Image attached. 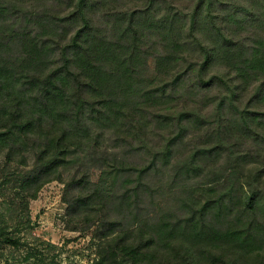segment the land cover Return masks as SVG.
Masks as SVG:
<instances>
[{
	"label": "trees",
	"instance_id": "16d2710c",
	"mask_svg": "<svg viewBox=\"0 0 264 264\" xmlns=\"http://www.w3.org/2000/svg\"><path fill=\"white\" fill-rule=\"evenodd\" d=\"M181 5L0 0V151L22 166L16 141L34 151L23 185L35 194L104 135L148 133L153 112L162 131L190 101L198 112L182 116L194 123L208 104L187 99L217 90L236 111L227 118L218 107L228 136L255 145L241 161L250 162L251 178L242 195L215 198L208 187L186 220L141 222L118 234L110 228L101 256L104 264H264V0H195L188 12ZM75 183L71 212L103 211L99 190L87 192L83 178ZM20 241L2 239L15 248Z\"/></svg>",
	"mask_w": 264,
	"mask_h": 264
},
{
	"label": "rangeland",
	"instance_id": "374dc122",
	"mask_svg": "<svg viewBox=\"0 0 264 264\" xmlns=\"http://www.w3.org/2000/svg\"><path fill=\"white\" fill-rule=\"evenodd\" d=\"M194 1L181 0V8L191 11ZM187 100L208 104L194 123L182 116L198 112L190 101L174 109L162 131L153 112L148 133L133 140L104 135L96 148L73 154L59 179L35 194L33 187L23 185L34 151L17 138L14 148L27 166L15 163L18 156L7 163L6 150L0 151V264H104L101 252L110 244L105 237L110 228L118 234L141 222L152 226L161 220H186L207 199L200 190L208 187L215 198H239L241 185L250 178V162L241 161L255 145L228 136L218 107L227 118L236 111L228 101L221 103L217 90ZM112 158L125 163L124 169ZM81 178L89 181L87 192L99 190L103 211L71 212L78 196L75 182ZM4 238L19 239L20 246H8Z\"/></svg>",
	"mask_w": 264,
	"mask_h": 264
}]
</instances>
